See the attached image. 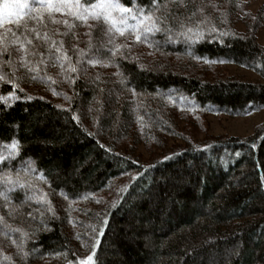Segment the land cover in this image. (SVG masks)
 <instances>
[{"label":"trees","instance_id":"1","mask_svg":"<svg viewBox=\"0 0 264 264\" xmlns=\"http://www.w3.org/2000/svg\"><path fill=\"white\" fill-rule=\"evenodd\" d=\"M193 1L161 0V4H167L170 15L190 24L198 21L192 15L195 8L191 6V11L186 14L182 4L185 7L200 5L206 0ZM216 1L222 5V15L217 19L219 22L212 19L211 25L218 32L234 34L222 38L224 45L230 47L206 42L208 39L219 41L217 32L210 37L206 34L205 42L198 44H185L183 38L175 44L165 43V37L157 33L153 39L160 44L154 46V51L162 55L176 53L196 61H204L196 59L197 56L206 57L209 62L218 58L232 60L234 62L230 63L252 69L264 78V46L256 36V21L260 19L241 17L246 0ZM120 2L132 6V0ZM149 3L150 0H137L138 7ZM188 17L191 21L185 19ZM239 21H248L244 23V30L238 29ZM173 27H177L175 22ZM78 32H72L66 49L71 66L79 69L80 54L72 50L77 46L75 36L81 40L80 49L88 56H92L89 49L94 50L99 45L101 36L98 28L90 37ZM121 51L127 59H121L117 53L108 69H103L102 65L95 68L83 65L87 75L79 73V78L77 73L69 71L65 91L59 88L65 87L63 85L39 86L30 75L25 77L15 73L13 78L11 69L4 68L3 72L7 71L8 76L4 77L6 82H0V95L7 98L8 93L15 91L20 99L9 101L13 105L11 108L0 103V144L10 142L13 126L19 125L16 138L23 146L20 159L27 164L31 157L37 170L36 173L21 174L36 190L35 193L28 190V195L50 201L58 219H49L53 211H49L47 204L25 202L19 190L10 195L8 203L0 197V217H3L0 220V256L3 258L6 254L4 247L15 245L19 250L12 249L16 259L14 257L11 262H20L16 264H25L21 261L25 253L27 264L34 258L43 257H62V264H79L80 260L87 259H81L82 255L91 254L94 241L87 246L88 252L84 249L82 254L80 243L66 229L67 215L75 209L84 210L81 203L94 200L93 209L86 211L89 213L86 216L96 222L98 233L101 218L111 206L120 203L130 190L131 178L141 170L144 174L137 182L136 192L147 188L161 175H170L177 170L187 174V164L193 162L196 167L192 189L181 197L182 208L159 218L153 212L149 232L145 234L143 227L133 226L134 215L126 214L129 205L125 204L124 211L115 213L114 232L106 233L101 240L99 260L102 264H264V122L246 137L220 136L196 145L181 136L174 121L164 118L161 110L152 105L154 101H150L162 97L179 102L183 97L202 111L244 115L264 108V83L236 79L210 81L192 72L187 65L181 69L164 61L167 59L143 60L131 50ZM105 62L109 63L106 55ZM43 71L48 70L44 67ZM47 77L41 78L48 83L54 82L52 75ZM73 79L74 84L71 83ZM13 83L18 85L15 89ZM50 88L56 91L57 98L51 96ZM66 90L70 92L69 99H65ZM74 116L79 118V124L72 118ZM137 116L143 118L141 121L148 130L140 132L139 127L134 126ZM180 136L184 139L183 145L174 146L175 138ZM136 138L160 148L161 157L154 155L146 160L135 154L128 140L135 141ZM168 139H175L172 149L167 146ZM105 148L111 151H105ZM205 148L208 150L202 151ZM181 153L183 155H178L177 160L164 159ZM8 171H0V191L3 190L4 172ZM41 172L47 182L38 178ZM10 174L15 180V167ZM200 177H203V183H200ZM123 178L127 182L117 189L115 182ZM113 189H117L116 195L101 204L104 201L99 200L100 195L111 193ZM30 211L38 218L42 215L50 231L40 229L33 235L32 230L39 228V223L28 216ZM97 211L99 215L97 213L98 217H95ZM148 214L146 207L144 215L147 217ZM85 219H75V222L86 227L89 221ZM24 233L29 236L26 238ZM81 235L85 236L84 233ZM19 254L22 258L18 260Z\"/></svg>","mask_w":264,"mask_h":264},{"label":"snow or ice","instance_id":"2","mask_svg":"<svg viewBox=\"0 0 264 264\" xmlns=\"http://www.w3.org/2000/svg\"><path fill=\"white\" fill-rule=\"evenodd\" d=\"M175 2V0H171ZM163 9V11H162ZM61 14L62 17H71L73 21H78L82 25H86L90 30L95 26L100 28V43L93 50L90 47L92 56H88L83 49L75 47V51L80 54L77 63L81 65H96L110 66L112 58L116 57L117 53L120 54L121 59H127L124 56L122 49L128 48L126 44H116V37L132 36L135 42L147 43L150 47L158 46L159 41H153L151 38L156 36L157 33L165 37V43H177L183 38L185 44L191 42L198 44L204 41L207 34L209 37L212 33L217 32L221 38L219 41L208 39L206 42H218L222 47H230L224 45L223 37L234 36L230 32H218V30L210 24L207 17L190 24H185L184 20L179 19L174 15H170L167 4H161V0H150L148 5L137 6V0H132V6H126L120 0H0V69L10 68L11 75L15 78V73L19 69H25L28 73H32V79L39 80V76L35 75L38 70L39 64H46L45 50L47 51V60L54 61L59 64L61 68L64 67L65 61L69 63L68 71L71 73H79L87 75V68H77L71 66V58L68 56V50L64 47V40H57V35L65 37L69 35V31L76 27L75 23H70L67 18L57 19L56 14ZM159 13V14H158ZM195 15V13L193 14ZM191 21V18H185ZM51 25H63L69 31L60 32L59 28H50ZM89 21L94 22L89 23ZM173 22L176 28L173 27ZM203 26V27H202ZM206 28L207 31L204 29ZM41 29H44L41 31ZM91 36V31L87 33ZM243 39V38H242ZM192 55L193 53L189 52ZM105 55L109 63H105ZM88 56L87 59L82 57ZM7 57V59H4ZM196 59H204L209 62L206 57H195ZM212 63H229L232 60L217 59L210 61ZM120 73H118L119 75ZM0 80L4 77L0 76ZM11 82V81H9ZM53 82V81H49ZM71 83H75L73 79ZM18 85L13 83L15 89ZM21 91H23L21 89ZM101 91H103L101 89ZM134 92V89H133ZM20 97L15 95V91L7 94V98L0 95V103H3L6 108H11L13 105L9 101L19 100ZM65 99H69L67 96ZM183 99V97H182ZM77 124L80 123L78 117H72ZM19 125L13 126V136L10 142L0 144V148L7 149V154L0 152V171L8 169L4 172L3 190L0 191V197H3L5 203L10 202V195L16 191H20L24 197V201H34L37 204H47L49 211H53L50 201L41 200L36 196L28 195V190L35 193V189L29 180H27L22 173H36L34 162H31V157L28 158L29 163L25 164L20 159L22 144L16 138V131ZM92 135L91 133H86ZM104 147V145H100ZM205 148L202 151H207ZM105 151L111 149L105 148ZM178 155L166 156L165 161L177 160ZM16 168V179L13 180L10 174L13 168ZM195 164L189 162L187 164V174L177 170L170 175H161L159 178L154 179L153 183L148 185L147 188L141 189L136 192L135 188L138 186L137 182L144 174L141 170L135 177H132V183L129 185V191L121 198L117 205L110 207L109 211L101 218V230L96 233L92 239L94 243L91 245V254L87 256L86 260H80L79 264H102L99 260L98 250L101 249V240L105 238L106 233L114 232L113 225L115 222V213L124 211V205L128 204L126 214H133V226L143 227L145 234L149 232L148 225L151 222L152 213L157 214V218L161 215H171L173 212L179 211L183 206L181 197L185 196L192 189V176L195 170ZM79 171V169H77ZM127 174V173H125ZM39 179L47 182L44 173L39 174ZM203 177H200V183H203ZM51 185H49L50 187ZM46 196V194H44ZM135 197V200L132 197ZM65 199L68 197L65 196ZM147 207L148 216L144 215V209ZM38 211V210H37ZM28 216L33 221L39 223V228L32 230V234H36L43 229L50 231L48 222L43 219L41 215L39 218L29 212ZM49 219H58L53 211ZM3 220V217H0ZM16 231H21L17 229ZM27 238L28 233H24ZM15 244L16 241L13 240ZM19 247V246H18ZM27 256V253L24 254Z\"/></svg>","mask_w":264,"mask_h":264},{"label":"rangeland","instance_id":"3","mask_svg":"<svg viewBox=\"0 0 264 264\" xmlns=\"http://www.w3.org/2000/svg\"><path fill=\"white\" fill-rule=\"evenodd\" d=\"M194 0L193 2H195ZM246 4L243 5V10L241 13V17H243L245 20L247 18H253L256 17V20L260 19V21H256L258 25L257 29V40L258 42L264 46V0H246ZM184 9L186 10V14L191 11L190 7L194 6L195 11L192 10L193 13L196 12L195 17L199 20L204 19L207 17L210 21V24L213 22L211 21L212 19L216 20L214 22H219L217 19L218 17H221L222 15V5L219 4L216 0H206L205 3H201L200 5H187L185 7V4H182ZM181 6V7H182ZM193 15V14H192ZM245 15V16H244ZM249 15V16H246ZM191 16V15H190ZM230 16H233V14H230ZM253 16V17H252ZM57 19H62V18H67L70 23H75L76 26L80 27L79 29H72L69 31L66 29L63 25H51L49 21H45L46 23L49 24L50 28H59L60 32H65L69 31V35L62 37L57 35L55 39L64 40V47L69 43V37L73 33H79L78 31L81 32V35H87L91 31V34L95 29H100L99 27H93L91 30L86 26V25H80L78 21H73L71 17H62L61 14L57 13L56 14ZM240 18V17H239ZM248 22V21H244ZM255 22V23H256ZM89 23H93L92 21H89ZM243 21H239L237 23V27L240 30L245 29V24ZM44 29H41L43 31ZM73 32V33H72ZM88 36V35H87ZM85 36V38H87ZM90 37V36H88ZM151 39L155 41L156 39ZM74 39H77V46L73 47V51L77 54L78 52L75 51V47H78L79 49L82 46V43H80L81 40H78V37ZM73 39V40H74ZM116 44H126L129 46L131 49V53L139 56L143 60H150V59H167L164 61H167V63H170L172 66L181 68L183 66H189L192 69V72L195 74H198L200 76H203L207 80L210 81H218V80H228V79H236V80H243V81H248V82H261L264 83V78H262L257 72H255L252 69H249L245 66H240L234 63H212V62H205V61H196V60H189L187 57H183L181 55H177L176 53H171V54H166L162 55L161 52L154 51V46L150 47L147 43H138L135 42L134 37L129 36L127 39L125 37H116L115 40ZM175 44V43H172ZM162 48V47H161ZM128 50V48H126ZM68 50V49H67ZM83 59H87L86 57H82ZM5 59V58H4ZM45 60L47 61L46 64H39L38 70L35 73V75L41 77H44L46 79L47 75H52V78L54 82H49L44 81L42 78L39 80H35L39 86L46 85L50 86L52 84H57L59 86H65V87H59L61 88V91H65L64 88L67 86V81H68V68H69V63L65 61L64 67L61 68L59 65L55 64L54 61L47 60V51L45 50ZM107 64V62H105ZM80 68L84 67L83 65L79 64ZM87 66V65H85ZM47 68L48 71L44 72L43 69ZM88 67V66H87ZM93 67V66H89ZM95 67H99V64L96 65ZM94 67V68H95ZM40 68V70H39ZM103 69H108L107 66H103ZM189 68V69H190ZM190 69V70H191ZM4 68L0 71V76L7 77V71L4 73ZM40 72V74H39ZM17 74L23 75L27 77L28 75L31 76L32 79V73H28L25 69H19L16 71ZM0 80V82H6V80ZM30 78V77H29ZM48 78V77H47ZM49 79V78H48ZM34 80V79H33ZM50 80V79H49ZM32 87H35L34 84H32ZM58 87L56 89L58 90ZM64 89V90H63ZM51 96L53 95L54 98H57L56 96V91L52 88L49 89ZM61 91H58L60 94L62 93ZM68 93L67 97H70V92L66 90ZM52 92L54 94H52ZM69 94V95H68ZM56 95V96H55ZM63 98V97H61ZM65 102L67 100H64ZM150 101L152 102L155 106H157L161 110V114L163 115L164 118L170 119L174 121L173 124L176 125V127L180 130L179 133H181V136L189 138V141L196 144V145H203L205 142L212 140L215 137H225V136H240V137H246L250 134L253 133V131L256 129V127L264 122V108L263 109H258L255 111H252L250 113L244 114V115H231L227 113H213V112H207V111H202L201 109L192 106L191 104L187 103V101L182 99L179 102L176 100L174 101L173 99H164L160 97H156L154 99H151ZM138 117V116H137ZM143 118L138 117L137 122H134V126L137 128L139 127L140 132H142L144 129H147L146 125L141 121ZM132 127V126H131ZM134 127V128H135ZM155 128V127H154ZM149 129V128H148ZM147 129V130H148ZM156 129V128H155ZM131 132H133V128L130 129ZM178 131V130H177ZM177 137L172 140H167V146H169L171 149V145L174 142V146H179L181 147L183 145V137ZM133 140H128V143L130 144L131 149L134 151V153L140 155L142 158L148 160L150 156L157 155L161 157L162 155V150L156 146H151L148 145L147 143L139 140L137 141V138L135 141ZM167 148L166 150H168ZM174 150V148H173ZM170 150V151H173ZM164 151V150H163ZM168 151V154L171 153ZM0 152H3V154H7V149L0 148ZM174 152V151H173ZM127 181L125 178L119 179L118 181L115 182L116 187H121L123 184H125ZM113 189L111 193L107 192L105 195H100L99 200L104 201L100 202L102 203H107L108 200L112 198L113 195H116V190ZM99 196V195H98ZM41 196H39L38 199H40ZM95 201L92 200L91 202L87 203H81L82 207L84 210H73L71 214L67 215L66 219V229L69 230V233L71 234L70 236L73 237L74 240H77L80 243V248L82 249V254H84V249L85 251L88 252V245H91L90 243L93 242L92 237L96 234V228L97 224L94 220L90 221V218L86 216L89 215V213H86V211L93 209V204ZM97 202V201H96ZM99 203V204H100ZM87 204V205H83ZM112 204V203H111ZM86 207V208H85ZM87 209V210H86ZM99 211L96 212L95 217H98ZM87 217V218H86ZM94 217V219H95ZM85 219L86 221H89L86 227H83L82 224H79L75 222L76 220L79 219ZM81 233H84L85 236L82 237ZM6 248V249H5ZM12 249H18V247L10 246V247H4L5 250V255L2 258L0 256V264H16L18 261L11 262V260L16 259V256H14ZM7 251V252H6ZM22 254V253H21ZM19 254L17 256V259H21L22 255ZM88 253L85 255H82L81 259L87 258ZM26 258V256H24ZM22 258L21 261L24 260V263L27 264L26 259ZM62 257H43L39 259H32L33 261L28 264H58V262H61ZM5 260H10V262H6ZM65 262V260H64ZM20 263V262H18ZM62 264V262L60 263Z\"/></svg>","mask_w":264,"mask_h":264}]
</instances>
